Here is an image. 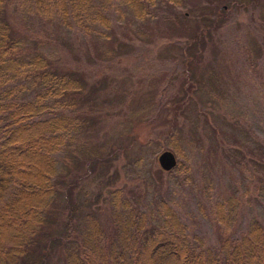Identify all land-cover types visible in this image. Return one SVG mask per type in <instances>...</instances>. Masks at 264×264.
Segmentation results:
<instances>
[{
	"label": "rangeland",
	"instance_id": "374dc122",
	"mask_svg": "<svg viewBox=\"0 0 264 264\" xmlns=\"http://www.w3.org/2000/svg\"><path fill=\"white\" fill-rule=\"evenodd\" d=\"M67 1L4 0L23 53L84 84L50 100L79 129L54 156L62 184L44 264H67L90 215L116 230L114 206L154 227L168 206L214 251L264 224V0H142V19L127 0H88L80 13ZM25 84L30 100L41 92ZM163 151L174 171L159 166Z\"/></svg>",
	"mask_w": 264,
	"mask_h": 264
},
{
	"label": "trees",
	"instance_id": "16d2710c",
	"mask_svg": "<svg viewBox=\"0 0 264 264\" xmlns=\"http://www.w3.org/2000/svg\"><path fill=\"white\" fill-rule=\"evenodd\" d=\"M87 1L67 3L80 13ZM4 3L0 0V264H44L40 235L62 184L54 156L79 129V119L54 114L58 107L50 100L74 98L84 84L55 72L43 54L23 53L22 41L5 18ZM127 3L142 19V0ZM30 77L42 88L31 100L25 84ZM113 210L116 230L108 233L90 215L80 240L67 243L72 245L67 264H264V224L258 221L251 222L241 239L221 237L220 250L214 251L205 249L199 238L193 243L168 206L155 227L148 225L144 212L123 218L115 206ZM223 212L219 209L218 221L228 226Z\"/></svg>",
	"mask_w": 264,
	"mask_h": 264
},
{
	"label": "water",
	"instance_id": "95a60500",
	"mask_svg": "<svg viewBox=\"0 0 264 264\" xmlns=\"http://www.w3.org/2000/svg\"><path fill=\"white\" fill-rule=\"evenodd\" d=\"M159 166L166 172L174 171L177 167V157L170 151H163L158 159Z\"/></svg>",
	"mask_w": 264,
	"mask_h": 264
},
{
	"label": "bare ground",
	"instance_id": "6f19581e",
	"mask_svg": "<svg viewBox=\"0 0 264 264\" xmlns=\"http://www.w3.org/2000/svg\"><path fill=\"white\" fill-rule=\"evenodd\" d=\"M5 100H6V99H5ZM158 164H159V163H158ZM48 211H49V210H48ZM54 211L56 212V210H54ZM50 212H51V211H50ZM49 215H50V214H49ZM49 215H48V216H49ZM48 219H49V218H48ZM49 220H50V219H49ZM62 223H63V222H62Z\"/></svg>",
	"mask_w": 264,
	"mask_h": 264
}]
</instances>
